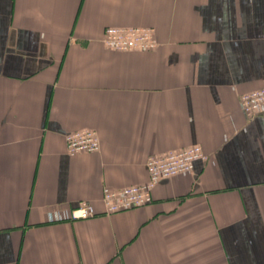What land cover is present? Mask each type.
I'll use <instances>...</instances> for the list:
<instances>
[{
	"label": "crops",
	"instance_id": "crops-1",
	"mask_svg": "<svg viewBox=\"0 0 264 264\" xmlns=\"http://www.w3.org/2000/svg\"><path fill=\"white\" fill-rule=\"evenodd\" d=\"M109 26L153 28L112 50ZM264 0H0V264H264ZM95 129L97 152L66 135ZM201 146L153 202L106 214L105 188ZM82 201L97 215L49 222Z\"/></svg>",
	"mask_w": 264,
	"mask_h": 264
},
{
	"label": "built area",
	"instance_id": "built-area-1",
	"mask_svg": "<svg viewBox=\"0 0 264 264\" xmlns=\"http://www.w3.org/2000/svg\"><path fill=\"white\" fill-rule=\"evenodd\" d=\"M102 41L112 50L150 51L159 46L153 28L139 26H109L105 29ZM245 114L252 118L264 112V86L245 93L240 98ZM67 149L70 155L79 152H97L101 149V138L95 129H83L66 135ZM208 155L201 146H192L167 155H154L147 161L150 179L147 182L120 189L105 188L103 205L106 214L134 209L153 202L152 191L164 179L192 172L198 161H207ZM97 215L95 206L82 201L78 206L63 212H50L49 222L75 221ZM73 264H85L75 262Z\"/></svg>",
	"mask_w": 264,
	"mask_h": 264
}]
</instances>
